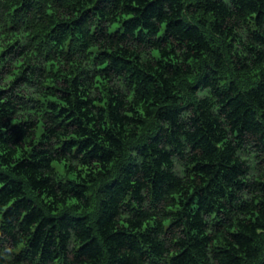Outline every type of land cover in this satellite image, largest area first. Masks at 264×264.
Here are the masks:
<instances>
[{
    "label": "trees",
    "instance_id": "16d2710c",
    "mask_svg": "<svg viewBox=\"0 0 264 264\" xmlns=\"http://www.w3.org/2000/svg\"><path fill=\"white\" fill-rule=\"evenodd\" d=\"M0 264H264V0H0Z\"/></svg>",
    "mask_w": 264,
    "mask_h": 264
}]
</instances>
